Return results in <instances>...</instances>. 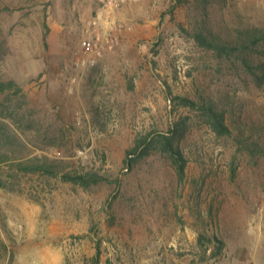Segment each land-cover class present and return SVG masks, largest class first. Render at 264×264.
<instances>
[{
    "label": "rangeland",
    "instance_id": "rangeland-1",
    "mask_svg": "<svg viewBox=\"0 0 264 264\" xmlns=\"http://www.w3.org/2000/svg\"><path fill=\"white\" fill-rule=\"evenodd\" d=\"M107 1L0 0V78L22 87L0 97V264H264V153L175 98L232 96L229 124H259L245 137L264 146V87L192 35L264 28V0ZM107 37L101 55L83 49ZM182 116L183 177L157 150L127 164ZM36 155L105 178L84 188L12 164Z\"/></svg>",
    "mask_w": 264,
    "mask_h": 264
},
{
    "label": "trees",
    "instance_id": "trees-1",
    "mask_svg": "<svg viewBox=\"0 0 264 264\" xmlns=\"http://www.w3.org/2000/svg\"><path fill=\"white\" fill-rule=\"evenodd\" d=\"M196 42L212 51L216 57L231 62L234 73L245 80L252 83L254 87L262 89L264 87V28L259 26L239 27L233 29L229 25L220 26V31L213 27L209 28L205 22L195 28L192 34ZM15 89L16 94L22 92V87L15 80H5L0 78V97L4 96L3 104H6L10 97V91ZM184 106L200 111L201 116L209 125L211 130L218 136L238 137L241 143L248 146L252 145V151L256 153L260 151L264 153V146L259 141L250 142L246 137L248 131L254 133L258 129L259 124L239 123L233 128L227 119L226 110L222 103L235 107L236 99L230 95H225L223 102L220 104L214 98L205 94H199L198 98H190L189 96L177 95ZM20 103V102H19ZM190 130L188 126V117H181L172 124L167 132H158L153 135H145L137 141L135 146L129 150L127 156V164L130 165L138 157H145L157 150L162 155H167L173 162L180 177L186 172L188 156L184 148V140ZM12 130L7 121L0 119V147L2 139L11 138ZM2 148V147H1ZM6 155L0 150V159H4ZM16 165L18 171L25 173H43L49 176L60 177L64 181L72 182L84 188L91 187L94 183L100 182L105 178L96 171L86 172H64L59 167L57 160L51 159L47 155H36L29 159H18L12 162ZM15 167V169H16ZM0 184L5 185L3 179ZM203 237V236H201ZM6 248L4 242L0 238V255Z\"/></svg>",
    "mask_w": 264,
    "mask_h": 264
},
{
    "label": "built area",
    "instance_id": "built-area-1",
    "mask_svg": "<svg viewBox=\"0 0 264 264\" xmlns=\"http://www.w3.org/2000/svg\"><path fill=\"white\" fill-rule=\"evenodd\" d=\"M128 0H109L107 1V4L110 6H119L123 2H126ZM116 40L113 37H107L105 40H101L99 38L97 39H85L83 41V49L85 52H91L96 53L97 55H101L103 49L106 46H113Z\"/></svg>",
    "mask_w": 264,
    "mask_h": 264
}]
</instances>
